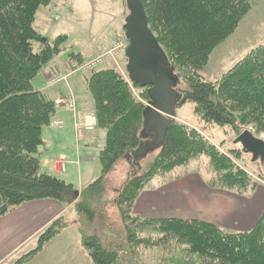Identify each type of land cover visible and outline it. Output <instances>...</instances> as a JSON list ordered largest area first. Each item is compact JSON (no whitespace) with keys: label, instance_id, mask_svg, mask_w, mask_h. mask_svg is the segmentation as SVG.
Wrapping results in <instances>:
<instances>
[{"label":"trees","instance_id":"obj_1","mask_svg":"<svg viewBox=\"0 0 264 264\" xmlns=\"http://www.w3.org/2000/svg\"><path fill=\"white\" fill-rule=\"evenodd\" d=\"M141 2L153 34L152 22L156 17L160 21L162 34L160 31L154 35L173 69L176 70L167 51L182 67L189 66L194 70L193 76L185 80L187 89L180 90L181 100L177 105L193 102L194 112L201 119L217 126L230 125L235 132L241 124L249 123L247 118L255 119L258 115L264 121V44L249 51L216 82L203 80L195 73L212 50L236 28L249 9V0ZM52 4L55 0H0V215L28 201L55 199L71 203L75 199L73 185L41 171L38 158L43 144L42 128L49 124L55 107L52 100L33 89L32 80L62 48L65 36L42 41L34 21L40 7ZM33 41L41 43L38 51L33 50ZM69 56L77 58L73 54ZM131 83L133 85L115 68L94 69L87 78L97 127L104 130L105 144L98 153L100 174L85 187L84 196L88 192V195L102 194L105 177L116 161L136 150L142 141L140 133L149 96L145 92V95L140 93L143 99L139 98L133 91L137 83ZM246 107H250L247 118L238 113ZM186 127L176 120L170 123L158 153L140 175L134 171L135 160H132L133 168L115 198L127 242H131L134 235L127 222L136 223L135 227L142 229L157 224L156 229L166 231L164 238L169 236L184 243L187 250L215 264H264V208L258 211L247 230L241 232L223 230L201 218L130 214L131 205L144 185L156 173L166 169L162 168L164 163L172 161L171 164L176 165L203 151L204 138ZM220 157L227 160L221 154ZM217 169L225 186L242 183L244 172L241 169L233 170L230 165L226 169L221 166ZM222 169H225L223 173ZM75 207L79 214L92 220L93 211L84 201L76 202ZM63 227L62 217L53 220L38 235L36 246L12 264H25ZM81 235L91 264H121L119 258L126 253L122 249L123 242L114 244L116 241L112 240L103 245L94 234L81 229Z\"/></svg>","mask_w":264,"mask_h":264},{"label":"rangeland","instance_id":"obj_2","mask_svg":"<svg viewBox=\"0 0 264 264\" xmlns=\"http://www.w3.org/2000/svg\"><path fill=\"white\" fill-rule=\"evenodd\" d=\"M249 5L248 11L239 20L233 32L212 50L197 70L195 69V73L203 80L218 81L229 68L240 61L249 51L264 44V0H249ZM125 10L128 11L124 6V0H55V4H52L49 9L40 7L37 10L36 22L39 19L42 21V26L39 25V29L44 36L48 37L50 41L59 35H64L65 38L61 44L62 48L33 78V88H39L47 98L53 97V89L60 88L61 91H64L68 88L66 92L70 91L78 102L77 110H86L93 114L94 102L87 86V78L94 69L115 68L132 84L126 73L125 48L128 45V40L125 37L124 28ZM57 16L58 18L55 19ZM150 18L153 21L154 15ZM152 23L153 31L158 34L162 27L158 17ZM119 40L122 42L121 47L112 55L105 56L112 49L115 41ZM40 46L39 41L32 42L34 51H38ZM70 54L77 56L74 61L78 64L91 62L101 55L103 58L100 63L89 70L78 71L70 75L67 83H61L57 85L58 87L56 84H49L48 78L55 73L65 72L71 59ZM167 54L176 68V70L172 69V74L178 75V78L173 81V87L176 92L180 93V90L187 89L185 80L187 77L193 76L191 73L194 70L190 69L189 66L182 67L172 53L167 51ZM167 71L168 73L171 72V68ZM133 91L139 98H142L140 93L145 95L147 87L133 86ZM57 108L55 107V110ZM249 109L250 107H246L245 110L238 113L246 115L247 118ZM53 115L48 124V129L55 140V146L49 144L47 149L38 155V158L41 171L50 172L51 163L55 159L62 162L64 170L60 173L52 172L56 173L59 178L65 179L67 177L75 189L83 188L71 202L73 206L65 212L66 215L64 216L67 228L76 233L78 237L80 236L79 242L82 237L81 229L87 234L96 235L103 245L112 240L116 241H113L114 244L123 242L125 248L122 247V249H125L126 253L122 258H119L121 264H215L187 250L184 243L175 241L169 236L164 238L166 231L156 229L159 227L157 224H155L156 227L151 225L142 229L136 228V223L130 224L126 221L129 229L134 232L132 241L127 242L125 225L115 202L119 186L124 182V178H127L125 175L126 159L124 157L119 158L108 172L103 182L102 194L98 196L88 195V192L84 196L85 187L100 174L98 153L105 144L104 130L96 127L88 132L87 139H85L86 136L78 139L69 113L63 121L65 127L67 125L73 126L74 131L70 133L71 129L69 128L57 133L51 124L54 120ZM175 117V120L186 125L188 130L193 129L200 133L204 138L202 141L205 142V147H203L202 152L196 153L192 158L190 157L182 163L176 165H172V161L164 163L162 168L165 167L166 169L156 173L141 191L144 193L156 189L166 181H175L180 176L193 172L194 175L206 182L205 189L200 188L199 192H211L216 196L217 204L221 206L222 211L212 215H202L187 210L185 212L176 211L159 200L161 194L159 191L165 189L163 186L156 192V195H147L142 199L139 198L142 195L137 196L131 205L130 214L141 217L185 216L187 218H201L226 231L241 232L247 230L248 225L244 223L243 216L252 207L260 203L261 209L264 208V162L260 159L252 160V154L243 151L241 144L234 142V139L240 131L247 129L255 137L264 140V121L260 120L258 115L255 119L247 118L249 123L241 124L239 131L235 132L230 125L217 126L215 123L201 119L194 112V103L189 101L175 107ZM80 120L81 114L78 113L77 121ZM45 128H43V134L47 130ZM159 148L160 146H155L144 157L135 160L134 168L127 164L126 174L130 173L133 168L140 175L158 153ZM195 149H199V147ZM220 154L227 160L222 159ZM51 156L54 157L51 158ZM227 165H230L233 170L239 168L244 172L241 177L243 180L241 184L235 186L223 184L220 179L222 174L217 171V168L221 166L226 169ZM225 169H222V173ZM252 185L254 186L252 187ZM220 197L224 200V204L221 203ZM78 201H84L91 208L93 211L92 220H88L85 215L78 213L75 207ZM136 201L142 204L134 206ZM151 206H153L152 210L150 209ZM256 218L257 214L253 220L255 221Z\"/></svg>","mask_w":264,"mask_h":264},{"label":"crops","instance_id":"obj_3","mask_svg":"<svg viewBox=\"0 0 264 264\" xmlns=\"http://www.w3.org/2000/svg\"><path fill=\"white\" fill-rule=\"evenodd\" d=\"M50 6L42 8L49 9ZM124 6L126 8L125 0ZM127 12L128 11L126 10L124 11L125 16L128 14ZM57 18L58 16L55 19ZM36 20L37 13L34 21V25L35 23L36 25L34 27L41 34L42 38L47 39L48 37H45L39 29V25L42 26V21L39 19L37 21V24ZM66 89L68 90V88ZM66 89H64V91H61L60 88L53 89V97L48 99L52 100L55 103L56 100L64 98L65 95L70 92H66ZM35 90L43 93V91H41L39 88ZM56 110L53 113V118L62 119L65 121V116L69 115V113H67L66 110H64L61 106ZM77 111L79 114L88 112L86 110ZM43 128H45V126ZM43 128V144L39 148L38 155L42 154L43 151L47 149L49 144L55 146V140L49 133L48 125H46L45 129L47 130L45 134H43ZM69 128L71 129L70 133H72L74 131L73 126L69 125H67L66 127L64 125L62 129L55 128V130L57 133H61L65 129L68 130ZM85 136V139H87V137L89 136L88 132L85 133ZM53 157L54 156H51V158ZM127 164L128 163L125 162L126 177L128 174H126ZM47 172L58 176L51 170L50 172ZM67 179L68 178L66 177L64 180L71 183ZM125 179L126 178H124V180ZM163 186H165V189L160 190ZM205 186L206 182L202 178L194 175L192 172L188 175L180 176L178 179H175V181H166L156 189L149 190L144 193H142L143 191H141L138 196L142 195L141 197H139L142 199L147 195H156V192L160 190L159 192H161V194L159 200H162L168 205L169 208H173L176 211L185 212L187 210L194 213H200L202 215H212L215 212H221L222 209L221 206L217 204L218 199L216 196H214L211 192H199L200 188L205 189ZM73 188L75 189L74 186ZM82 189H75L76 191H78V195L80 193V190ZM139 198L138 200H140ZM137 201L134 206H136L137 204H142L141 202L138 203ZM220 201L221 203H223L224 200L220 197ZM72 206L73 203L63 204L61 201L55 199H40L25 202L0 215V264H12L13 261L21 254H24L27 251L33 249L36 246L37 238L41 231H43L46 226H48L56 218L62 217L65 222V212H67V210ZM152 207L153 206L150 207L151 210L153 209ZM260 209L261 203L252 207L250 211L247 210L248 213L243 216L244 223H247V225L249 226L254 216ZM79 239L80 236L78 237L76 233L70 231L67 228L65 222V227H63L57 235L48 240L43 245V247L25 264H91V260L88 259V253L82 246V241L79 242Z\"/></svg>","mask_w":264,"mask_h":264},{"label":"water","instance_id":"obj_4","mask_svg":"<svg viewBox=\"0 0 264 264\" xmlns=\"http://www.w3.org/2000/svg\"><path fill=\"white\" fill-rule=\"evenodd\" d=\"M128 14L125 16V37L128 45L125 48L127 58L126 73L130 81L140 87L147 86L149 101L143 114L140 136L142 141L136 150L125 154L127 163L146 155L153 147L159 146L165 130L175 120V107L181 98L176 92L173 81L177 76L172 74L173 67L147 25V18L141 0H125ZM45 41V38H42ZM171 72L168 73L167 70ZM242 150L252 154V160L264 162V141L255 137L251 131L244 129L236 136ZM78 191L74 192L77 197Z\"/></svg>","mask_w":264,"mask_h":264},{"label":"built area","instance_id":"obj_5","mask_svg":"<svg viewBox=\"0 0 264 264\" xmlns=\"http://www.w3.org/2000/svg\"><path fill=\"white\" fill-rule=\"evenodd\" d=\"M122 42L115 41L114 46L110 51L107 52L105 56L112 55L119 47H121ZM103 56H99L96 59H94L91 62H85L83 64H78L74 59H70L68 62V65L66 67L65 72L63 73H55L53 76L48 78L49 84H61V83H67V79L70 75L78 72V71H86L90 68L94 67L98 63L102 61ZM55 107H62L64 110L70 113V117L73 120V126L77 135L78 139H82L85 136V133L93 130L97 127V118L96 116L91 113H82L81 114V120L77 121L78 111H77V100L74 97V95L69 92L65 95L64 98L56 100L54 103ZM52 126H54L57 129H62L64 127V121L61 119H54L51 122ZM50 170L56 173H60L64 170V164L58 160H54L51 163Z\"/></svg>","mask_w":264,"mask_h":264},{"label":"bare ground","instance_id":"obj_6","mask_svg":"<svg viewBox=\"0 0 264 264\" xmlns=\"http://www.w3.org/2000/svg\"><path fill=\"white\" fill-rule=\"evenodd\" d=\"M180 94H181V92H180ZM180 100H181V98H180ZM180 100L177 102V104L180 102ZM177 104H176V106H177ZM147 106H149V104L147 103ZM258 138V137H257ZM259 139H261V138H259ZM261 140H263V139H261ZM264 141V140H263Z\"/></svg>","mask_w":264,"mask_h":264}]
</instances>
